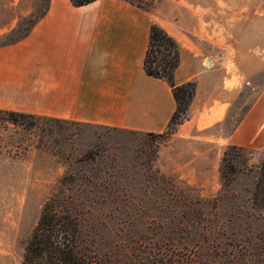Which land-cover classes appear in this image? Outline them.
<instances>
[{
	"label": "rangeland",
	"instance_id": "obj_1",
	"mask_svg": "<svg viewBox=\"0 0 264 264\" xmlns=\"http://www.w3.org/2000/svg\"><path fill=\"white\" fill-rule=\"evenodd\" d=\"M46 3L0 0V45ZM255 94L241 92L224 119L188 122L181 134L55 117L31 129L2 124L0 264H22L54 195L69 199L82 223L81 249L100 264H264V198L255 196L264 140L259 149L238 144L231 184L222 177L224 152L235 144L228 137Z\"/></svg>",
	"mask_w": 264,
	"mask_h": 264
},
{
	"label": "crops",
	"instance_id": "obj_2",
	"mask_svg": "<svg viewBox=\"0 0 264 264\" xmlns=\"http://www.w3.org/2000/svg\"><path fill=\"white\" fill-rule=\"evenodd\" d=\"M264 0H129L75 6L50 0L23 39L0 47V109L164 132L177 109L170 83L146 73L153 23L172 35L181 61L177 84L193 81L187 123L224 119L241 92L255 96L228 143L264 140ZM232 61L231 65L220 62ZM236 69V70H235Z\"/></svg>",
	"mask_w": 264,
	"mask_h": 264
},
{
	"label": "trees",
	"instance_id": "obj_3",
	"mask_svg": "<svg viewBox=\"0 0 264 264\" xmlns=\"http://www.w3.org/2000/svg\"><path fill=\"white\" fill-rule=\"evenodd\" d=\"M70 1L75 6H83L96 0ZM129 1L133 2L132 0ZM49 2L50 0H47L46 7L41 13L33 14L34 17L23 32L19 33V28L13 29L8 35L13 37L1 44L0 47L25 38L31 32L35 23L47 13ZM153 2L154 0H151L150 8ZM136 4L145 7L139 3ZM180 61V50L176 39L159 24L153 23L144 60L145 71L150 76L167 80L172 87L177 102V109L171 117L166 132H172L178 124L189 118L188 110L196 94L195 82L189 81L177 84L174 80V74ZM51 117L0 109V127L2 124L5 127L14 124L31 129L37 127L42 119ZM147 133L161 134L163 132ZM243 147L238 144H229L224 152L222 177L226 186L230 185L233 180L230 174L235 173L237 170L230 156L233 151L243 149ZM255 196L264 198V160L260 165V177L256 182ZM82 233V223L74 213L69 199L60 195L50 197L43 205L38 223L26 247L22 264H100L95 253L91 251L86 253L81 249Z\"/></svg>",
	"mask_w": 264,
	"mask_h": 264
},
{
	"label": "built area",
	"instance_id": "obj_4",
	"mask_svg": "<svg viewBox=\"0 0 264 264\" xmlns=\"http://www.w3.org/2000/svg\"><path fill=\"white\" fill-rule=\"evenodd\" d=\"M261 15H264V12H261Z\"/></svg>",
	"mask_w": 264,
	"mask_h": 264
}]
</instances>
